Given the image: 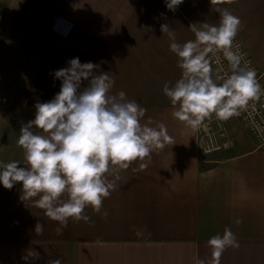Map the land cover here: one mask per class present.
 Here are the masks:
<instances>
[{
    "label": "crops",
    "instance_id": "obj_1",
    "mask_svg": "<svg viewBox=\"0 0 264 264\" xmlns=\"http://www.w3.org/2000/svg\"><path fill=\"white\" fill-rule=\"evenodd\" d=\"M214 7L209 0H184L175 12L163 0H0V160L23 163L20 127L34 118L37 100L59 91L49 73L74 57L107 72L110 94L123 91L145 109L142 124L163 122L172 137L145 161L110 170L115 186L100 212L86 207L87 220L69 219L59 233L58 222L20 200L19 182L0 185V264H210L207 241L225 227L239 247L225 249L219 264H264V148L238 115L213 114L204 122L215 147L203 152L198 129L172 117L162 91L181 70L160 25L183 44L195 38L191 24L218 23ZM221 7L240 18L236 36L264 74V0ZM56 13L74 24L67 36L51 30Z\"/></svg>",
    "mask_w": 264,
    "mask_h": 264
},
{
    "label": "clouds",
    "instance_id": "obj_2",
    "mask_svg": "<svg viewBox=\"0 0 264 264\" xmlns=\"http://www.w3.org/2000/svg\"><path fill=\"white\" fill-rule=\"evenodd\" d=\"M183 2L163 0L171 12ZM209 3L215 6L218 23L203 22L199 27L191 24L192 40L177 43L168 24L160 25L181 70L180 77L171 86L166 82L162 91L173 108L172 117L193 130L213 114L218 120L238 115L264 91L255 71L234 46L240 18L221 7L225 0ZM218 54L227 61L230 71L218 72L213 78L212 61L220 63ZM97 66L74 57L66 67L51 71L49 75L60 81V88L52 99L37 100L34 118L20 127L16 143L23 150V163L0 160V185L12 189L19 182L23 193L20 200H31L45 216L58 222V233L69 219L87 220L82 215L86 207L100 212L103 200L115 186L106 175L110 170L118 173L128 169L132 162L145 161L172 141L163 122L155 126H151V120L141 123L145 109L126 99L123 91L111 95L114 81L107 72L95 74ZM146 166L141 164L142 168ZM234 222L240 224L241 220ZM34 231L42 232L43 225L37 222ZM207 244L210 264H219L225 249L239 247L228 227L223 234L211 236ZM21 259L27 262L28 254ZM54 264H60L59 260Z\"/></svg>",
    "mask_w": 264,
    "mask_h": 264
},
{
    "label": "built area",
    "instance_id": "obj_3",
    "mask_svg": "<svg viewBox=\"0 0 264 264\" xmlns=\"http://www.w3.org/2000/svg\"><path fill=\"white\" fill-rule=\"evenodd\" d=\"M73 26L74 24L71 21L66 20L60 14L56 13L51 18V30L60 33L61 35L67 36L71 32ZM234 46L243 54L244 60L247 61V65L255 71L256 79L261 84L262 89H264V74L258 69L251 55L237 36L234 39ZM217 59L220 63H217L216 60L212 61L213 74L216 76L218 72H229L230 70L227 61L223 59L222 55L218 54ZM238 116L247 131L257 140L259 146L264 148V91H262L258 99L254 98L250 100L248 106L241 110ZM207 119L209 121V118ZM208 121L204 122L198 129L199 144L205 153L214 149V143L216 141V138L213 137V134L210 131L211 128Z\"/></svg>",
    "mask_w": 264,
    "mask_h": 264
}]
</instances>
